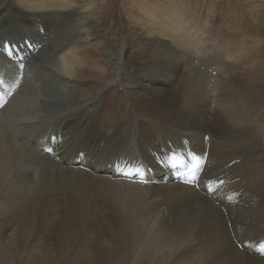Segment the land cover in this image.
Listing matches in <instances>:
<instances>
[{"label": "bare ground", "instance_id": "1", "mask_svg": "<svg viewBox=\"0 0 264 264\" xmlns=\"http://www.w3.org/2000/svg\"><path fill=\"white\" fill-rule=\"evenodd\" d=\"M15 2L0 4V28L17 18L23 35L6 41L30 36L29 43L39 40L45 47L29 62L19 59L21 42H3L12 44L9 54L0 50L1 262L5 250L29 243V231L20 227L23 203L38 201L36 208L43 210L44 201L51 209L74 204L64 215L67 229L87 233L96 259L121 255L125 248L132 264H264V121L260 111L253 112L257 102L244 99L262 85H256L258 75L248 62H240L252 51L249 45L262 52L264 43L233 45L210 36L207 46L204 29L185 28L182 9L139 0L148 18L140 32L151 49L141 42L122 53L103 39L104 20L86 0ZM9 9L17 17L8 19ZM148 23L155 32L147 30ZM64 26L77 34L65 40ZM137 48L146 54L141 62L130 58ZM121 55L125 68L112 76ZM226 63L234 68L224 72ZM49 78L54 86L46 83ZM114 84L125 103L120 119L101 116L93 105ZM75 92L88 103L71 106ZM125 97L147 109L141 122L133 124L137 119ZM57 102L65 106L62 111L45 110ZM52 123L62 138L54 147L61 162L41 148V133ZM200 160L207 166L197 178ZM204 178L220 179L215 198L194 185ZM102 204L107 215L100 212ZM98 218L101 225L103 219L117 222V238L100 235Z\"/></svg>", "mask_w": 264, "mask_h": 264}, {"label": "rangeland", "instance_id": "2", "mask_svg": "<svg viewBox=\"0 0 264 264\" xmlns=\"http://www.w3.org/2000/svg\"><path fill=\"white\" fill-rule=\"evenodd\" d=\"M150 2L154 5L160 4L159 6H165L173 11L182 9L183 11H181L184 14L185 28H194L195 31H197L198 28L204 29L206 34H208L204 37V39L208 40H206L208 42L207 46H209L210 43V36H213L221 41L230 42L233 45L237 43L251 44L252 42H255L253 39H256L260 43H264V0H150ZM0 4L1 6L4 5L2 6L3 8L7 5L14 6L16 5V2L15 0H1ZM139 4V0H86V6L91 5L95 9L97 8L96 10H98L99 18L101 21L104 20V22L102 21L104 25L101 30V36L103 39L110 41V45L112 44L114 49L118 51L123 50L122 53L126 50H134V44L141 42L143 45L147 44L146 47L151 49L150 45L152 43L148 42L144 34L142 35L140 32V28H143L144 23L148 20V18L142 14V11L140 10L142 5L140 6ZM136 5L138 8L135 7ZM9 11V15L7 17L8 19L17 17L13 16L11 13L13 11L11 9H9ZM16 19L17 18H15V20ZM15 20L14 23L11 21L12 23L9 25L4 24L0 28V45L7 39H11L12 37L18 38L23 35L22 27L17 29V23ZM186 22H188V24ZM146 26L147 30L150 29L151 31L155 32L154 26L151 23L146 24ZM70 27L71 26L63 27V37L65 40H70L75 33L77 34V29L73 30ZM43 28L45 31L44 26ZM145 28L146 27L143 29ZM142 38H144V40ZM246 39L248 41H246ZM29 40L31 41L30 36H28L27 39L11 41V43L22 42L23 46H25L30 42ZM130 44L133 46V48ZM44 45L38 40L37 47L35 49L29 50L26 60L29 62L31 57L35 55L37 51H40L45 47ZM252 45L253 44L249 45V49L252 51L247 54L245 52L242 57L246 58L245 60H240V62L244 66L247 64L246 61L248 62V70H252L254 76L258 75L255 81L256 85L258 83L262 86H260L261 89L259 87V93L255 92L253 96L246 95V98L244 99L247 100V102L250 100H255L257 102V109H253V112L260 111L259 114L264 121V108L259 106V104H264V96L261 93V91L264 93V44L261 48L262 52H259V49L254 50V46ZM139 50H141V48L136 49L135 53L137 54L135 55L129 52V55L131 54L130 58L134 59L136 62H141L140 60H142V58L146 55L144 54L143 49V51ZM159 55L161 56V54ZM172 60H175V58ZM125 61L124 57L121 55L120 62L112 66V76H114V73L116 72L114 69L123 71L122 68H125V66H123ZM177 61L181 62V60ZM173 64H176V60L173 62ZM224 66L222 67L224 72H227L226 70L228 69L232 70L234 68V64L230 65L226 63ZM34 70L36 72L39 69ZM119 70H117V72ZM54 81V79L49 78L47 79L46 83L49 82L51 85H53ZM115 86V84L110 85L108 89L103 91L101 96L95 97L93 105L97 104L99 106L97 109H101V116L107 114L120 119L126 116L125 113L122 112V107L125 106V103L124 100L120 98L122 95H120L119 87V90L114 89ZM76 91H79V89H76ZM75 95L76 96L72 98L74 101H70L71 106L82 107L88 103V100H85L81 97V92H75ZM77 96L80 97L77 98ZM104 98H106V102L102 101ZM129 99V97H125L127 104H129L128 108L131 112V117L138 120L133 121V124L134 122H141L147 112V109L143 108L134 100ZM64 108L65 106L62 103L57 102V106L45 108V110L51 113H57L58 111H62ZM73 109H75V107H73ZM253 112L251 109L252 114H254ZM54 124L55 123H52L46 128V130L44 129L41 134H44L45 136L44 141L47 142L50 151L53 153V155H51L53 159L57 160V162H61V153H59L58 150H54V147H58V143L61 142L62 138L61 134L58 135V130L55 128L56 124L55 126ZM43 146L44 144L41 145V148ZM45 149L46 148H44V151ZM114 149H118V147L114 146ZM56 151H58V154ZM100 151L103 152L104 149L100 148ZM171 151H173V149ZM169 156L170 155H168L167 158ZM162 157L166 159V154H164ZM198 177L199 175H197V178ZM42 204L44 208L43 210H40L39 208H36L38 201L34 205H32L30 202L23 203L26 208L21 209L25 216L20 222V227L26 231H29V243L23 247L15 246L10 250H5L7 254L6 258L3 262L0 260V264H132V262L129 260V257L131 256L128 255V251L125 248L122 249L121 255H115L117 252H112L107 254L106 260H103L102 256H100V259H96V248L94 247L92 239L87 235V233L83 231L82 233L76 234L72 232L73 227L67 229L69 223L67 222V219L64 215L67 213L68 208L74 205H70L71 202L69 200H67V205L70 206L64 208L57 206L56 209H51L49 205H46V202L43 201ZM101 209L106 210L104 204H102L100 212L103 215H107V210L106 213H103ZM103 220L105 222L103 225H101L102 221L100 218L95 221V225L98 227L96 230L100 232V235L104 236V238L107 240L115 238L116 236L113 233V228L117 222L112 221L111 219ZM9 230L14 232L16 230V226L11 227ZM55 231L64 233L65 235L68 234V236L71 238L69 239L67 236L66 238L59 239V236ZM94 238L96 239L95 234ZM159 247V244L154 243V249H158Z\"/></svg>", "mask_w": 264, "mask_h": 264}, {"label": "snow or ice", "instance_id": "3", "mask_svg": "<svg viewBox=\"0 0 264 264\" xmlns=\"http://www.w3.org/2000/svg\"><path fill=\"white\" fill-rule=\"evenodd\" d=\"M22 67V66H21ZM173 161H176L177 160V157H175V156H173ZM194 159H195V157H194ZM180 162H182V161H180ZM138 171H140V170H138ZM208 189H209V191H211V185L209 184V186H208ZM262 249H264V246H262Z\"/></svg>", "mask_w": 264, "mask_h": 264}]
</instances>
